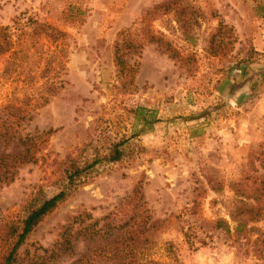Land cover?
<instances>
[{"label": "rangeland", "instance_id": "obj_1", "mask_svg": "<svg viewBox=\"0 0 264 264\" xmlns=\"http://www.w3.org/2000/svg\"><path fill=\"white\" fill-rule=\"evenodd\" d=\"M259 3L0 0V40L11 45L0 56V109L18 100L26 119L3 114L13 141L28 135L35 150L15 181L0 186V263L25 203L37 191L51 198L62 190L58 164L68 157L96 164L28 236L21 264H69L83 254L78 243L74 257L39 259L84 212L116 213L134 245L147 240L163 264H264ZM14 144L5 152L24 149ZM115 144L121 158L109 162Z\"/></svg>", "mask_w": 264, "mask_h": 264}, {"label": "trees", "instance_id": "obj_2", "mask_svg": "<svg viewBox=\"0 0 264 264\" xmlns=\"http://www.w3.org/2000/svg\"><path fill=\"white\" fill-rule=\"evenodd\" d=\"M256 1L263 3H259L256 8L259 13L264 14V0ZM10 46L9 41L2 42L0 40V56L9 54L11 51ZM125 47L131 48L134 47V45L128 43ZM121 51L122 47L117 44L115 47V63L119 72L124 74L128 69L126 63L123 61V55L120 54ZM17 102L18 100L15 99V103L13 101L0 109V186L13 183L16 179L17 171L31 160H35L33 157L35 150L32 149L34 147L30 145V137L28 135L24 138L17 136V140L14 142V124L9 122L8 118L5 117L6 115L3 114L7 112L10 114V117L14 116L17 118L18 122L26 119L28 112L23 109V106H16ZM9 112H13L14 115H11L13 113ZM142 112H144L143 109H137V120L142 116ZM141 122L143 125H151L150 119H147V117L143 118ZM13 143H15L14 145H16V147L21 146L24 149L14 155L6 153L5 151H7ZM119 145L120 144H115L112 147L107 157L109 162H118L120 160L121 153L118 151ZM95 164L96 161H93L81 166L68 157L58 164L63 172L65 180L62 190L51 198H46L42 190L37 191L38 193L25 203L24 209L26 215L21 225L18 228L11 227L7 229V234L13 238L14 243L11 249L4 255L0 264H21L19 262L21 259L19 258L18 250L24 244L28 236L47 215L53 212L67 199L71 192L77 188L82 178L89 175L88 172L94 168ZM139 188L140 186L137 185L135 194L141 198ZM138 189L139 191L136 192ZM78 243L85 245V251L83 254L73 259L69 264H163L152 257L147 240L134 245L136 239L127 229V224L118 222L116 213L112 212L99 219H93L91 214L86 212L70 218L67 225L63 226L59 231L57 239L51 248L43 250L45 256H47L39 257L42 261L40 263H45V259L53 262L63 259L64 257H74ZM170 254L171 253H169V256H171ZM27 258H29L28 252ZM28 264L38 263H35L34 260H30Z\"/></svg>", "mask_w": 264, "mask_h": 264}]
</instances>
